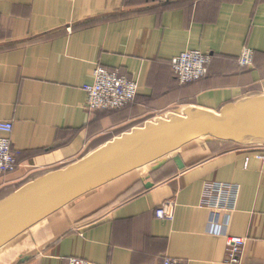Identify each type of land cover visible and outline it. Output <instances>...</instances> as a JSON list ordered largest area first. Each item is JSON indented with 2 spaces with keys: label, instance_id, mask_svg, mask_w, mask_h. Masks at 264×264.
Listing matches in <instances>:
<instances>
[{
  "label": "crops",
  "instance_id": "obj_1",
  "mask_svg": "<svg viewBox=\"0 0 264 264\" xmlns=\"http://www.w3.org/2000/svg\"><path fill=\"white\" fill-rule=\"evenodd\" d=\"M245 48L254 53L250 68L239 64ZM186 50L214 57L204 79L181 86L171 62ZM97 67L138 82L136 101L121 111L88 110L84 87ZM259 96L264 0H0V123H13L18 159L0 178V201L166 113H217ZM260 153L196 140L53 214L30 230L33 243L12 244L17 238L0 249V264H228L235 238L246 241L242 264H264ZM211 182L239 188L234 210L202 205ZM166 202L176 204L173 221L155 216Z\"/></svg>",
  "mask_w": 264,
  "mask_h": 264
},
{
  "label": "water",
  "instance_id": "obj_2",
  "mask_svg": "<svg viewBox=\"0 0 264 264\" xmlns=\"http://www.w3.org/2000/svg\"><path fill=\"white\" fill-rule=\"evenodd\" d=\"M199 139L264 146V96L227 104L217 113L187 108L26 183L0 201V249L74 201Z\"/></svg>",
  "mask_w": 264,
  "mask_h": 264
},
{
  "label": "built area",
  "instance_id": "obj_3",
  "mask_svg": "<svg viewBox=\"0 0 264 264\" xmlns=\"http://www.w3.org/2000/svg\"><path fill=\"white\" fill-rule=\"evenodd\" d=\"M174 2L178 0H159ZM214 55L198 50H186L171 62L172 73L181 86H186L204 79L209 72ZM254 53L245 48L240 55L239 64L242 68L253 65ZM87 96L86 107L91 112L121 111L129 107L137 99L139 84L135 80L119 73L111 72L103 67L94 71L93 82L84 87ZM12 122L0 123V178L13 173L18 167V159L12 149ZM261 152L257 158L264 161V146H255ZM239 188L230 184L207 183L204 187L202 205L216 210H234L236 208ZM176 204L166 202L155 211L156 218L173 221ZM246 241L235 238L226 245V262L242 264ZM68 264H94L79 258H70ZM162 264H186L176 259H165Z\"/></svg>",
  "mask_w": 264,
  "mask_h": 264
},
{
  "label": "rangeland",
  "instance_id": "obj_4",
  "mask_svg": "<svg viewBox=\"0 0 264 264\" xmlns=\"http://www.w3.org/2000/svg\"><path fill=\"white\" fill-rule=\"evenodd\" d=\"M136 101V100H135ZM134 103V102H133ZM132 103V104H133ZM176 114V113H175ZM182 115V114H181ZM170 116H172L170 113H166V114H164V119H168ZM4 195V194H3ZM2 198V195H0V199ZM31 233H32V231H28V233L26 232V235H23V236H21L20 238H18L16 241H14L12 244H15V243H17V242H19L20 240H24L25 242H30L29 244H31V243H33V238L31 237ZM11 244V245H12ZM14 247V246H13ZM14 250L16 251V255L17 254H20V253H22V250H21V248H18V249H15L14 248ZM1 255V254H0Z\"/></svg>",
  "mask_w": 264,
  "mask_h": 264
}]
</instances>
